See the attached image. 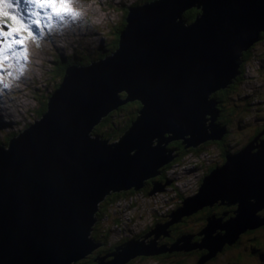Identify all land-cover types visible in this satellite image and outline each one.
Returning <instances> with one entry per match:
<instances>
[{
    "label": "water",
    "instance_id": "1",
    "mask_svg": "<svg viewBox=\"0 0 264 264\" xmlns=\"http://www.w3.org/2000/svg\"><path fill=\"white\" fill-rule=\"evenodd\" d=\"M192 6L200 11L188 21L183 13ZM125 20L115 49L68 64L46 109L0 142V264L74 263L98 245L91 230L106 194L141 188L160 174L174 157L170 141L196 147L227 131L215 122L212 93L233 81L242 51L259 39L264 0H146L130 4ZM133 99L141 103L138 114L117 139L92 133L104 115ZM256 139L226 153L147 235L202 206L237 203L226 219L207 216L200 242L185 235L175 243L205 247L210 256L247 225L264 224V137ZM168 183L154 180L148 193ZM217 227L224 230L215 233L218 245ZM168 249L155 237L130 238L96 264Z\"/></svg>",
    "mask_w": 264,
    "mask_h": 264
},
{
    "label": "rangeland",
    "instance_id": "2",
    "mask_svg": "<svg viewBox=\"0 0 264 264\" xmlns=\"http://www.w3.org/2000/svg\"><path fill=\"white\" fill-rule=\"evenodd\" d=\"M143 1L72 0L71 7L81 13V16L76 21L70 22L62 28L56 27L55 21H53L54 27L52 30H49L42 24L40 26L43 28L42 35L34 32L33 37H29L28 30L23 27L24 22L20 21L18 15L20 5L11 4L10 7L8 3L0 5V32L8 33V25H11L13 30L11 35L16 39L19 37L24 38L23 44H17L13 38L5 40V37L0 36V49H4L3 55H0V142L4 141L3 135H6L9 131L23 129L38 116L34 109H37V105L39 104L38 96L45 93V89L42 87L51 75L50 68L53 56L61 53L64 55H76L75 58H79L77 54H85L87 51L90 52L89 55L94 54V48L108 42V28L113 20H116L122 14L125 5ZM4 13H7V15H4ZM11 16H16V21L11 20L9 18ZM33 27L35 28L36 26L34 25ZM15 29H20L19 33H16ZM259 35L264 37V29H260ZM255 42L257 44L249 57V63L246 64L244 83L250 86L245 88L246 90L250 88L251 91L254 88L256 92L260 91L258 94L261 97H264V85L253 87L254 84L258 85L260 82L264 84V40L258 39ZM8 44H12L14 47L8 48ZM23 48L27 49V60H24L22 57L17 59ZM4 56L7 59H4ZM21 66L23 68L22 71ZM250 103H252L251 110L253 112H255L253 109H256L260 113L264 112V100L260 99V97L255 98ZM120 112H123V110ZM120 112L113 113L111 120H118ZM232 130L235 132L234 128ZM107 133L108 131H105L104 135H107ZM102 134L96 133V136L103 138ZM231 137L236 138L233 132L227 136L226 142L230 141ZM218 148L219 145L217 143H209L205 147V150L208 152L200 151V153L203 159L211 164L216 161L215 157H217V153L219 152ZM166 174L169 177L166 180H170L174 184L173 194L170 198H165L166 192L164 190H157L149 194L148 192L151 188L143 195H140L138 192L125 193V196L121 198L123 200L121 206L125 207L119 208L121 203L117 204V208L119 209L114 214L111 211L113 209L109 206L106 211L109 214L103 217V223L111 226L115 217L120 216L121 220H125L122 221L123 224L128 220L127 217L130 214L137 211L136 213L139 217L134 219L137 226L133 227L136 230L132 229L131 223L133 219H131L127 224L121 226L120 231L116 232L115 235L120 237L125 235L126 232H136L141 228L148 227L147 224L152 221L155 214H165L170 207H174L171 202L173 199L181 201L185 196L191 195L192 189L194 190L199 185L203 176V170L198 165L197 157L193 153L188 152L182 158L174 161L166 170ZM180 193H184L185 195L179 198ZM100 223L102 222L100 221ZM247 228L250 231H247L245 236L238 241V244L231 248H226L223 253L217 255L220 258L217 259L218 264H222L220 260L224 263L231 261H237L238 263V260H235L233 257H238L239 252L243 253V262L241 264H264V261L260 262L251 252L250 254L248 253L250 251L248 250L249 247L254 245L253 241L264 240V236L262 233L254 230V224L247 225ZM215 229L212 232V237L216 241L213 240L214 242L212 243H217V245L218 243L222 244V236L215 233L216 231L223 233L224 230L221 227ZM201 235L203 236L202 233ZM238 236L233 242L237 240ZM255 247L257 250H260L256 244ZM261 252L264 251L261 250Z\"/></svg>",
    "mask_w": 264,
    "mask_h": 264
},
{
    "label": "trees",
    "instance_id": "3",
    "mask_svg": "<svg viewBox=\"0 0 264 264\" xmlns=\"http://www.w3.org/2000/svg\"><path fill=\"white\" fill-rule=\"evenodd\" d=\"M143 1V0H142ZM130 4L125 5L124 10L122 14L116 19L113 20V22L110 24L108 31H109V38L108 42L101 46H97L94 48V54H90V52H85V54H77L79 58H75L76 55L72 54H61L58 53L57 56H53L51 59V75L49 76L48 80L44 82V86L42 87L45 89L44 95H39L38 100L39 104L37 105V109H34L36 112V115H40L45 109H46V102L48 98V94L56 87L64 73L65 67L70 63H83L90 60H95L100 58L101 56H104L108 54L110 51L115 49L118 45V39L119 34L125 25V16L128 11V6ZM200 11V9L196 6H192L187 8L183 15L187 17L188 21H191L194 19L196 14ZM264 36V35H263ZM264 40V37H259V40ZM256 42L251 44L247 49L242 51L241 54V62L238 67V73L233 78V81L226 87L215 90L212 95L217 99L216 107L218 109V115L216 117L215 122L222 125L225 124L227 131L223 134L222 138L217 140H206L202 143H200L196 147L188 146L184 147V144L181 143L180 139L170 141L168 143V146L173 149L174 157L164 164L162 166V172L161 174H158L154 177H151L149 179H146L144 182V185L141 188L134 189L130 188L128 190H113L105 195V197L99 202L98 209L95 212L96 221L95 222H102V225H99L96 227L95 231H93V234L91 236L96 238H104L106 242H108L107 245L108 248H112V243H117L121 241L122 239L114 240L113 237H117L116 232L120 230V226L122 224V221H125L124 219L121 220L120 216H116L115 219L112 221V225L108 226V224L103 223V217L105 215H108L109 213H106L107 208L110 206L113 210L112 213L116 214V211L125 206H121L123 204L122 197L125 196V193H132V192H138L146 194L148 189L150 188L151 184L154 180H160V181H166L168 175L166 174V170L171 166V164L174 161H177L178 159L182 158L185 154L188 152L193 153L197 157L198 165L201 166L203 170V175L205 173H208V171L212 168L220 164L226 153L233 152L237 150L241 145L245 144L248 140H250L252 137L256 136L261 132L264 128V112H257L256 109H253L255 112H253L252 109V101H254L255 98L260 97V99L264 100V97H261L256 90L253 88L250 91V88L246 90L245 88L250 87L249 85L245 84V74H246V64L249 63V57L252 53L253 48L256 46ZM70 58H74L69 59ZM82 57V58H81ZM264 84L260 82V84L256 85L254 84L253 87H260ZM41 88V87H37ZM122 94L125 96V93L122 92ZM252 97V99H250ZM141 106V103L137 99L129 100L125 103L119 104L116 108L112 109L110 112H108L106 115H104L101 120L94 125L92 129V133L96 134H102L104 138H109L110 140L117 139L131 124L133 119L137 116L138 110ZM123 110V112H120ZM118 114V120H111V117L113 113ZM247 116V117H246ZM234 128L235 132L232 130ZM18 130V129H17ZM107 132V135H104V132ZM102 132V133H100ZM232 132L235 134L236 138L231 137L230 141H227V136L232 134ZM242 132H245L244 136L242 135ZM15 131H9L6 135H3V140L6 142L12 136ZM262 136L264 137V133H262ZM2 141V142H4ZM234 141V142H233ZM209 143H217L219 145V152L217 153V157H215L216 161L209 164L207 163L203 157L200 151H206L205 147ZM154 178V179H152ZM169 189V190H168ZM165 198H170L173 194L174 190V184L170 181V183L166 184L165 189ZM177 191V190H176ZM188 193V192H187ZM181 195L184 193H180ZM189 194V193H188ZM181 197V198H182ZM121 199V200H120ZM173 203L174 207H170L168 210L166 208V212H172L174 209H176L180 205V200L173 199L171 201ZM120 204V207L117 208V204ZM135 203V202H134ZM133 203V204H134ZM237 203H230V204H224V203H218L215 202V204L212 205H205L202 206L195 211L184 214L181 216V218L173 221V223L169 226V235L164 236L167 244L169 245V249L161 252L158 254L156 258H160V261H165L167 264H218L217 259H220L217 255L223 253L225 249L231 248L232 246L238 244V241L242 239V237L245 236L249 228H246L243 230L237 240L235 242L225 243L221 249H219L215 254L207 256L208 253L207 248L199 247V248H189L185 249L184 246H180L181 244L178 243V247H175V243H177V239L181 236L190 235L193 234V241L194 242H200L202 235L199 234L200 230L203 228V226L207 222V216H210V214H215L222 216L223 219H226L232 215H234V209L237 208ZM116 207V208H113ZM137 212V211H136ZM134 212L133 214H130L128 216V219H133L132 222H134V219L136 217H139L137 213ZM260 213H264V207L259 210ZM122 215V214H121ZM166 215V214H165ZM165 215L162 213L155 214V218L153 216L152 223L155 221V219H161ZM158 217V218H156ZM105 224V225H103ZM103 228H102V227ZM136 227L137 224H134ZM146 228V227H144ZM142 229V228H141ZM139 229V230H141ZM138 230V231H139ZM253 230V229H252ZM251 230V231H252ZM254 230L262 233L264 236V224L260 226H255ZM111 232V233H110ZM137 232V231H136ZM113 233V236H112ZM122 242V241H121ZM254 245H251L248 250H250L248 253L252 255H255L257 258H261V254H258V250L255 247V244L257 247L264 251V240L260 241H253ZM230 244V245H229ZM180 246V247H179ZM172 248V249H170ZM264 253V252H263ZM206 255V256H205ZM94 253H88L87 255L83 256L82 258L78 259L72 264H95L94 259ZM243 253L239 252L238 257H233L235 260L234 262L224 263L220 260V263L222 264H241L243 262ZM208 257V258H207ZM206 258V259H205ZM153 261H157L158 259H155V257L151 258ZM263 261V259L261 260ZM164 264V263H161Z\"/></svg>",
    "mask_w": 264,
    "mask_h": 264
},
{
    "label": "snow or ice",
    "instance_id": "4",
    "mask_svg": "<svg viewBox=\"0 0 264 264\" xmlns=\"http://www.w3.org/2000/svg\"><path fill=\"white\" fill-rule=\"evenodd\" d=\"M8 3L9 7L11 4L20 5V10L18 12L20 21H23V27L28 30L29 37H33L34 32L42 35L43 28L40 27L42 24L46 26L49 30H52L55 21L56 27H64L70 22L76 21L81 13L74 10L71 7L72 0H0V5H5ZM7 15V13H4ZM11 20L16 21V16L9 17ZM36 26L35 28L33 26ZM9 32L3 33L0 32V36L5 37V40L8 38L15 39V43L23 44L24 38L19 37L16 39L11 34L13 32L11 25H8ZM16 33H19L20 29L14 30ZM8 48L14 47L12 44L7 45ZM4 49H0V55H3ZM15 55V53H13ZM27 60V49L23 48L20 56L17 57ZM7 59L6 56L3 57ZM23 70L21 66V71Z\"/></svg>",
    "mask_w": 264,
    "mask_h": 264
},
{
    "label": "flooded vegetation",
    "instance_id": "5",
    "mask_svg": "<svg viewBox=\"0 0 264 264\" xmlns=\"http://www.w3.org/2000/svg\"><path fill=\"white\" fill-rule=\"evenodd\" d=\"M264 133V132H263ZM245 132H242V135L244 136ZM254 137H257V141L261 138H263L262 136V133L261 134H257L256 136ZM252 137V138H254ZM251 138V139H252ZM250 139V140H251ZM256 140H254V142H256ZM173 141V140H172ZM249 141V140H248ZM247 141V142H248ZM246 142V143H247ZM245 143V144H246ZM243 146V145H242ZM241 147V146H240ZM239 147V148H240ZM172 149V148H171ZM173 150V149H172ZM162 168H161V172H162ZM161 174V173H160ZM154 179V178H152ZM215 204V203H214ZM169 213V212H168ZM168 213H165L163 215H165L163 218L161 219H155V221L152 223L151 221L148 223V227L146 228H142L141 230L137 231L136 233L131 231V232H126L125 234H127V237H125L123 240H121L122 242L127 240V239H130V238H140V239H145L146 241L150 240L151 238L155 237V244L156 245H160V246H166V247H169V245L167 244L166 240H165V237L166 235H169V226L170 224L167 226V228L163 229V230H158L156 229L152 234H148L149 231L151 230H154L152 229V227L156 224V223H159V222H163L167 219H169L170 217L168 216ZM158 218V217H156ZM99 225H102L100 222H95L94 225H93V228L91 230V234H93V231H95L96 227H98ZM102 227V226H101ZM103 228V227H102ZM161 231H164V232H161ZM193 237V234H188V236H191ZM201 235V234H200ZM93 237V236H92ZM191 238V241H193V239ZM95 239V241L98 243V245H96V247H94L92 249L91 252L89 253H94V259H95V264H96V258H99L100 256H105V259H110L112 257L111 255V252L118 246L120 245V243H122L121 241L117 242V243H112L113 246L112 248H108L107 245H110V244H107L108 242H106V240L104 238H96V237H93ZM182 244V242H180ZM107 244V245H106ZM192 248H196V247H192ZM199 248V247H197ZM201 248V247H200ZM204 248V247H203ZM186 249V248H185ZM163 252V251H161ZM161 252H157V253H152V254H137L135 255L134 257L130 258L128 261H126L124 264H161V263H164V264H167L165 261H160V258H156L158 257L157 255L160 254ZM88 254V253H87ZM86 254V255H87ZM258 254H261V258H257L260 262L261 260L263 259L264 261V253L261 252V250H258ZM155 257V259H158L157 261H153L151 260V258Z\"/></svg>",
    "mask_w": 264,
    "mask_h": 264
},
{
    "label": "built area",
    "instance_id": "6",
    "mask_svg": "<svg viewBox=\"0 0 264 264\" xmlns=\"http://www.w3.org/2000/svg\"><path fill=\"white\" fill-rule=\"evenodd\" d=\"M129 221H131V219L126 220V222L123 223V224H121V226L127 224ZM131 224H132V229H133V230H136V229L133 228V227H134V224H135V220H134V222H132ZM121 226H120V228H121ZM119 231H120V230H119ZM118 237H119V236H118ZM118 237H117V238H118Z\"/></svg>",
    "mask_w": 264,
    "mask_h": 264
},
{
    "label": "clouds",
    "instance_id": "7",
    "mask_svg": "<svg viewBox=\"0 0 264 264\" xmlns=\"http://www.w3.org/2000/svg\"><path fill=\"white\" fill-rule=\"evenodd\" d=\"M17 131V130H16ZM7 141V140H6ZM118 237V236H117ZM113 237L114 238V240H118V239H124L125 237H127V235L125 234V235H122V236H120V237Z\"/></svg>",
    "mask_w": 264,
    "mask_h": 264
},
{
    "label": "bare ground",
    "instance_id": "8",
    "mask_svg": "<svg viewBox=\"0 0 264 264\" xmlns=\"http://www.w3.org/2000/svg\"><path fill=\"white\" fill-rule=\"evenodd\" d=\"M237 222H239V220ZM240 224H241V222H240ZM142 254H144V253H142Z\"/></svg>",
    "mask_w": 264,
    "mask_h": 264
}]
</instances>
